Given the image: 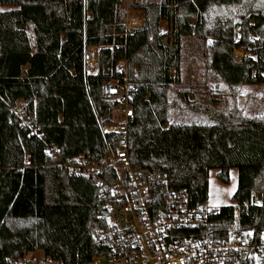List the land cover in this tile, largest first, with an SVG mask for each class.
<instances>
[{
	"label": "trees",
	"instance_id": "16d2710c",
	"mask_svg": "<svg viewBox=\"0 0 264 264\" xmlns=\"http://www.w3.org/2000/svg\"><path fill=\"white\" fill-rule=\"evenodd\" d=\"M123 1L0 0V264L36 249L63 264H85L98 252L91 235L104 222L105 200L91 179L58 162L77 154L97 159L107 146L118 147L122 134L103 130L117 105L102 96V83L121 79L122 59L132 91L133 167L158 168L192 204L206 201L209 170L227 183L236 168L231 198L239 206L259 192V204L240 213L248 228H264V114L251 117L234 105L226 115L213 113L177 91L207 121L170 123L168 100L169 88L180 83L182 40L190 35L210 38L208 68L233 99L245 85L264 84V13L250 24L253 13L237 11L243 0H129L144 12L145 27L125 36ZM38 19L42 43L33 51L21 26ZM169 19L172 44L164 46L159 21ZM85 45L98 47L94 74L85 71ZM235 48L243 52L240 62ZM20 99L21 117L12 111Z\"/></svg>",
	"mask_w": 264,
	"mask_h": 264
},
{
	"label": "built area",
	"instance_id": "2783aa9c",
	"mask_svg": "<svg viewBox=\"0 0 264 264\" xmlns=\"http://www.w3.org/2000/svg\"><path fill=\"white\" fill-rule=\"evenodd\" d=\"M123 5L124 35L130 36L145 27V14L131 8L129 0H124ZM159 25L163 45L170 46L172 20H160ZM233 39L235 43L241 40L239 27ZM236 50L234 61L240 62L243 52ZM83 60L86 73H96L98 47L85 45ZM103 70L107 73L108 67ZM116 70L122 74L121 79L105 80L102 96L117 105L113 111L118 122L105 125L103 130L122 134L118 147L107 146L97 159L77 154L58 162L68 171L91 179L99 197L105 200L104 222L91 235L99 250L85 264H264V228H248L246 222L228 218L206 201L192 204L188 193L171 188L158 168L133 167L127 149V123L132 116L127 60H119ZM24 106V101L18 100L13 113L21 117ZM30 165L26 160L25 166ZM260 198L259 192L252 191L250 201L238 207L244 210L256 206ZM8 264L63 263L45 255L32 261L27 253Z\"/></svg>",
	"mask_w": 264,
	"mask_h": 264
},
{
	"label": "rangeland",
	"instance_id": "374dc122",
	"mask_svg": "<svg viewBox=\"0 0 264 264\" xmlns=\"http://www.w3.org/2000/svg\"><path fill=\"white\" fill-rule=\"evenodd\" d=\"M145 1L158 2L160 0ZM122 7L125 8V5L122 4ZM237 11L245 16L250 12L253 13L249 15V18L252 17L249 23L256 24L259 22L256 17L264 13V0H243L242 6ZM255 12L258 15H255ZM128 13L134 15L135 12L129 10ZM39 22L38 19L35 23L21 26L28 34L33 51L41 49L42 37L36 28V23L39 24ZM209 39L207 37L203 40L199 36L190 35L182 40L180 83L173 84L168 90V100L172 103L169 109V122L202 123L207 121L204 115L185 106V102L178 96L177 91L185 92L187 99L195 106L207 107L213 113L226 115L234 105L251 117L264 114V84L245 85L233 99L218 76L209 70L208 56L205 51V45ZM236 52L238 53L239 49ZM117 116V113L113 116V124L118 122ZM217 172L216 169L209 170L206 202L223 214L226 213L228 218L236 221L247 220L248 218L240 213L238 205L231 198L237 186V169L229 170L227 183L217 177ZM29 255H31V260L35 261L43 258L44 254L41 249H36Z\"/></svg>",
	"mask_w": 264,
	"mask_h": 264
},
{
	"label": "crops",
	"instance_id": "0c3cea01",
	"mask_svg": "<svg viewBox=\"0 0 264 264\" xmlns=\"http://www.w3.org/2000/svg\"><path fill=\"white\" fill-rule=\"evenodd\" d=\"M139 2H146L145 0H138ZM150 2H153V1H150Z\"/></svg>",
	"mask_w": 264,
	"mask_h": 264
},
{
	"label": "water",
	"instance_id": "95a60500",
	"mask_svg": "<svg viewBox=\"0 0 264 264\" xmlns=\"http://www.w3.org/2000/svg\"><path fill=\"white\" fill-rule=\"evenodd\" d=\"M255 15H258V13H257V12H255ZM248 17H249V15H248ZM102 214L104 215L105 213L103 212Z\"/></svg>",
	"mask_w": 264,
	"mask_h": 264
},
{
	"label": "snow or ice",
	"instance_id": "6c2138e0",
	"mask_svg": "<svg viewBox=\"0 0 264 264\" xmlns=\"http://www.w3.org/2000/svg\"><path fill=\"white\" fill-rule=\"evenodd\" d=\"M209 43H211V41H209Z\"/></svg>",
	"mask_w": 264,
	"mask_h": 264
}]
</instances>
